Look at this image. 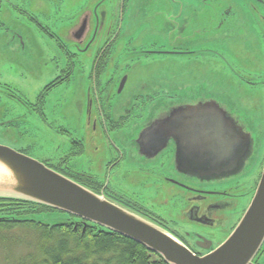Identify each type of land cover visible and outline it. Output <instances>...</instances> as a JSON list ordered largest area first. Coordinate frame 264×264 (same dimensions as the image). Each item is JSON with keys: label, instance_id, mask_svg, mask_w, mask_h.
<instances>
[{"label": "flooded vegetation", "instance_id": "obj_1", "mask_svg": "<svg viewBox=\"0 0 264 264\" xmlns=\"http://www.w3.org/2000/svg\"><path fill=\"white\" fill-rule=\"evenodd\" d=\"M107 1L89 0L88 4L94 5L93 9L89 7L71 30L66 34L51 33L64 53L63 59L57 60V74L43 85L34 100L9 82L0 81V88L8 90L10 98L40 116L48 130H55V137L62 140L52 150L53 157L49 154L40 161L69 177L90 182L96 191L159 222L194 253L204 255L222 243L218 242V231L215 230L221 219L217 212L231 209L234 205L239 207L245 204V199H252L263 172L264 144L262 142L261 146L260 139L249 134L244 124L216 102V95L205 89L199 75L190 77L187 67L191 61L197 63L205 56H209V62L229 61L223 56V48L229 42L227 33L231 31L247 29L255 34L248 38L251 41L264 40V6H255L256 1L264 0H216L213 5H208V0H167L169 19L177 17L180 10L195 12L196 8L201 10V19L190 20L193 16L188 15L184 19L190 22H157V32L143 39L134 34L135 19L128 21L132 0H116V12L111 14L106 9ZM239 3L246 6L239 8ZM204 7L208 9L204 10ZM177 23L181 30L173 32V24ZM90 52L94 54L93 58L89 64H82L76 74V59L87 53L90 55ZM77 77L79 85L74 86L73 91H77L82 99L72 110L73 124H66L65 119L72 118L65 108H60L62 116L48 123L44 112L47 97L58 88L66 89V85L73 79L76 82ZM74 98L77 99L76 94ZM213 103H218L247 134L246 140L229 139V144L239 143L246 147L242 155L245 165L241 172L245 168L248 170L250 165H247L257 159L260 173L252 190L240 191L239 187L231 184L236 174L200 179L189 171V168L218 165L204 164L202 150L190 154L186 149L189 119L185 113L189 106H212ZM12 122L5 123L8 130ZM96 138L103 148L101 160L105 175L101 182L78 169L86 165L83 158L85 149ZM25 146L16 150L24 153ZM217 149L212 151V161L218 157ZM95 150L98 152V147ZM113 173L119 183L132 186L122 188L138 189L136 178L141 175L149 180L157 179L158 183L168 187V192L162 196H171L168 200L174 198L175 210L182 212L176 213L172 221L170 214L159 215L128 197L118 186H112ZM153 183L146 181L141 188L152 192L150 197L161 191V187L153 189ZM226 183L229 184L227 187ZM190 225L200 228L191 229ZM206 245L211 247L205 248ZM253 264H264V244Z\"/></svg>", "mask_w": 264, "mask_h": 264}, {"label": "rangeland", "instance_id": "obj_2", "mask_svg": "<svg viewBox=\"0 0 264 264\" xmlns=\"http://www.w3.org/2000/svg\"><path fill=\"white\" fill-rule=\"evenodd\" d=\"M38 1L42 3L40 4ZM88 1L3 0L0 2V81L9 82L26 97L34 100L43 85L57 74V60L63 59L64 53L58 47L57 39L51 33L66 34L71 30L89 7L90 10L93 9L94 5L88 4ZM166 1L132 0L127 14L128 21L132 19L136 21V25L133 27L134 34H138L139 38L143 39L145 36L157 32V22H190V20H200L202 17L201 10L196 8L195 12H187L186 9L180 10L177 17L169 19L170 9ZM215 1L208 0L207 2L208 5H213ZM116 5V0L106 2L109 14L116 12ZM245 6L243 3H239L237 7L244 8ZM255 6H264V2L256 1ZM207 9L204 7V10ZM188 15L193 17L190 20L184 19ZM165 29L169 30L170 27H165ZM173 29V32L181 30L178 23L173 24ZM254 36L255 34L247 29L227 33L229 42L223 48V56L228 57L229 61L209 62V56H205L200 58L197 63L191 61V64L194 63V67L188 64L187 71L190 77L199 75L205 89L216 95L214 97V99H218L216 102L244 124L249 134L260 139L262 146V142L264 144V40L260 39L256 42L248 39ZM89 54L81 55L76 59V74L82 64H89L93 58L94 54L91 52ZM150 59H154V57ZM78 79L79 77L76 82L73 79L70 84L66 85V89L58 88L47 97L44 112L48 123H52L54 118L62 116L60 108H65L68 116L72 118L71 120L65 119L66 124H73L75 118L72 110H75L77 102L82 99L77 91H73L74 86L79 85L80 80ZM74 94L77 95V99L74 98ZM8 95H10L8 90L0 88V145L14 150L26 145L24 154L38 161L49 154L53 157L52 150L62 142L61 139L55 137V130H48V125L40 116L32 113L28 107L21 105ZM83 101L85 103V100ZM8 121H13L10 130L5 124ZM53 124L58 127L56 123ZM46 132H49L48 135H45ZM96 147L99 149L98 152L95 150ZM85 150L83 158L86 165L78 169L97 181H103L105 166L101 160L103 150L101 141L98 138L93 139ZM247 166H249L248 170L245 168L244 172L234 176V181L231 183L239 187L240 191L252 190L260 173L257 159ZM133 168L135 167L131 169ZM146 181H153V189L161 187V191L158 190L156 196L150 197L152 192H148V189L144 191L141 189ZM123 182L126 181L123 180ZM110 184L118 186L128 197L139 201L140 204L159 215L170 214L171 216H168L171 221L175 219L176 213L182 212L175 210L174 198L168 200L171 196L166 198L162 196V194L165 195L164 192H168V187L166 188L161 182L158 183L157 179L149 180L141 175L136 178L138 189L123 187L124 190L121 186L126 184L119 183L113 173ZM128 185L131 186V184ZM228 185V183L225 184L226 187ZM218 187L220 186H215V188ZM244 201L245 204L239 207L234 205L231 209L217 212L221 218L215 228L218 231V242L225 241L226 235L232 234L245 213L244 209L250 205L252 199L247 198ZM36 218L47 223H54L64 221L68 217L63 212H46L38 214ZM190 227L191 229L200 228L193 225ZM20 232L17 230L14 234L18 235ZM24 253V248H19L18 254Z\"/></svg>", "mask_w": 264, "mask_h": 264}, {"label": "water", "instance_id": "obj_3", "mask_svg": "<svg viewBox=\"0 0 264 264\" xmlns=\"http://www.w3.org/2000/svg\"><path fill=\"white\" fill-rule=\"evenodd\" d=\"M187 114V151L195 154L202 150L204 164L218 163L189 171L200 179L240 174L246 147L229 144V139L246 140L242 128L218 103L189 106ZM216 148L218 157L212 161ZM0 199L31 202L73 215L145 246L167 264H253L264 244V166L252 202L232 234L204 255L194 253L169 228L145 214L3 145H0Z\"/></svg>", "mask_w": 264, "mask_h": 264}, {"label": "trees", "instance_id": "obj_4", "mask_svg": "<svg viewBox=\"0 0 264 264\" xmlns=\"http://www.w3.org/2000/svg\"><path fill=\"white\" fill-rule=\"evenodd\" d=\"M81 183L94 189L88 181ZM46 212L60 211L31 202L0 199V263L167 264L145 246L73 215L66 214V220L54 223L36 218ZM17 230L21 231L18 235L14 234ZM21 247L25 253L19 255Z\"/></svg>", "mask_w": 264, "mask_h": 264}]
</instances>
